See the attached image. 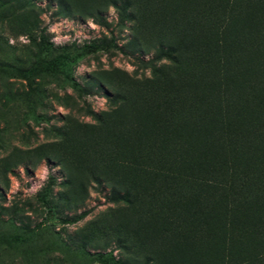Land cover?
<instances>
[{
    "label": "trees",
    "instance_id": "trees-1",
    "mask_svg": "<svg viewBox=\"0 0 264 264\" xmlns=\"http://www.w3.org/2000/svg\"><path fill=\"white\" fill-rule=\"evenodd\" d=\"M109 1L116 24L131 23L125 47L142 36L140 50L151 53L139 62L151 69L144 84L161 102L155 112L122 102L112 116L85 106V114L115 125L118 135V145L103 156L116 171L92 166L88 172L97 186L109 187L111 201L140 217L155 214L157 233L148 239L143 222L124 226L115 238L117 257L93 255L109 264H264V0ZM88 14L109 25L98 7ZM44 31L35 41L50 53L56 46ZM76 60L63 51L46 67L60 69L79 90L71 69ZM184 62L189 69H181ZM143 82L130 94L117 91V98L147 102ZM50 191L48 182L38 200L54 212ZM29 239L12 231L0 235V245L18 248Z\"/></svg>",
    "mask_w": 264,
    "mask_h": 264
},
{
    "label": "rangeland",
    "instance_id": "rangeland-1",
    "mask_svg": "<svg viewBox=\"0 0 264 264\" xmlns=\"http://www.w3.org/2000/svg\"><path fill=\"white\" fill-rule=\"evenodd\" d=\"M61 2L58 12L57 0H0V235H30L18 248L0 245V264H109L93 254L111 251L117 257L115 238L124 226L143 222L148 239L157 233L155 214L140 217L124 202L111 201L108 186L93 182L92 166L116 171L103 156L118 145V135L115 125L99 124L83 110L112 116L120 103L135 110L138 102L155 112L161 99L155 100L150 82L144 84L152 73L139 62L151 53L140 50L142 36L125 47L131 23L116 24L109 0ZM97 7L107 27L88 14ZM150 25L144 21L145 32ZM41 28L56 46L50 53L35 41ZM63 51L77 55L71 69L79 90L63 80L60 69L46 67ZM183 64L182 70L190 68ZM137 80L151 93L147 102L117 98V91L130 94ZM48 182L54 212L38 200Z\"/></svg>",
    "mask_w": 264,
    "mask_h": 264
}]
</instances>
